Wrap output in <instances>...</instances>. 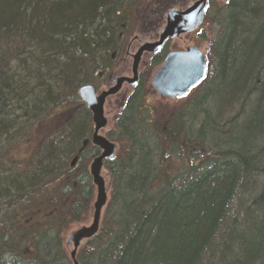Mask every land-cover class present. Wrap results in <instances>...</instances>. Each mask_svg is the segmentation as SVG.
<instances>
[{
    "label": "trees",
    "instance_id": "trees-1",
    "mask_svg": "<svg viewBox=\"0 0 264 264\" xmlns=\"http://www.w3.org/2000/svg\"><path fill=\"white\" fill-rule=\"evenodd\" d=\"M132 2L0 0V264L12 255L11 264H74L66 236L73 226L93 218L96 195L84 156L90 152L78 156L77 169L69 163L77 155L74 146L83 148L93 134L92 115L77 90L84 78L90 84L112 68V56L124 45ZM259 2L227 0L217 13L221 21L228 18L230 28L220 53L212 54L208 86L224 84L230 74L237 82L230 98L218 99L217 115H204V130L197 138L204 145L177 139L171 127L153 126L167 147L160 156L164 166L149 178L150 165L134 156L146 144L138 145L122 132L127 154H118L107 167L113 172V198L99 233L80 247L78 264H227L228 258L229 264L264 262V208L231 230L226 221L236 195L254 202L256 189L243 182L263 170L264 23L258 27L257 21L264 17V7L257 8ZM103 59L106 63L97 68ZM255 94L261 96L256 103L259 116L250 124V117L240 123ZM240 102L244 108L239 116L226 123L225 116ZM128 112L122 111L117 129L124 127ZM59 117L65 124L53 126ZM182 123L180 119L177 125ZM35 137L38 146L29 166L10 161L13 152ZM195 145L203 158H191ZM177 147L186 149L196 165L188 164L174 186L178 178L166 175ZM205 147L212 148L210 154L203 153ZM9 206L11 212L6 211Z\"/></svg>",
    "mask_w": 264,
    "mask_h": 264
},
{
    "label": "rangeland",
    "instance_id": "rangeland-1",
    "mask_svg": "<svg viewBox=\"0 0 264 264\" xmlns=\"http://www.w3.org/2000/svg\"><path fill=\"white\" fill-rule=\"evenodd\" d=\"M198 0H136L135 2H132L130 0V3L132 4L130 8V22L127 25V28L124 33V38H123V47L128 44L129 46L125 49H127V53L130 55L136 54L137 50L140 48V43L137 41L134 42L135 37H139L140 42H145V43H153L158 40L159 38V33L161 29L166 25L165 23L163 24H158V19L152 21V26L148 27L147 24L151 22V20H143V17L149 16V13H145L146 9L152 10V9H157L160 6V3H167V2H174V5H177V10L181 11L183 9H186L188 6L192 5L193 3L197 2ZM227 3V0H213L210 4V9H209V15L202 27V29L197 30L195 33L189 34L187 36H183L179 41L174 42L176 47H181L182 49L185 48L188 45L191 46H197L199 47L202 51L206 50V48L212 43V41H216L218 37V29L216 26L212 25V18L216 16L218 12L221 11L223 5ZM155 24V25H153ZM258 27H260V24H258ZM138 31H141L138 33ZM171 46V45H170ZM169 49V48H168ZM119 55L118 54V59L116 62L113 64L112 68L109 70L102 72L103 75L99 78V80H96L93 85H95L97 88L102 89L105 88L107 80L109 76L115 72H119L122 77H132V59H125L123 64L121 66H118L119 63ZM151 59L145 57L142 62L141 66V74L143 77V85H141L138 90V94H141L142 96L141 102L143 104H140V107L142 108H148L149 113L152 116V122L148 125L144 126L143 133L137 134L134 138L136 139V143L140 145V142H143L147 145L150 146L151 149L154 151H157V155L162 156L163 150L165 147L162 145V140L158 137L157 132L155 129H153V126H157L159 129H164L168 128L170 126V122L172 119V114L177 115L179 111L187 106H191L194 101H196L202 94L204 97L206 94L211 95L213 94L214 102L212 103V106L215 107L216 109L219 108V104L222 102H219L218 99H225V98H230L233 85L236 84L237 81L233 80L234 74L229 75L228 79L224 81V84L222 81H215L212 83V85L208 86L209 81H210V76L212 74V69H210V72L208 74V77L205 79V82L199 86L197 89L193 90L191 94L182 100H177V101H160V99L157 97L156 94L153 93V90L150 87V79L153 75V73L156 71V69L159 67L157 65H152L151 64ZM116 64V65H115ZM117 67V70H116ZM235 83V84H234ZM224 85V87H223ZM207 88V89H206ZM134 94V90L128 86H125L123 91L120 93V95L116 98H112L109 101H107V104L105 105V116L110 122L109 128L103 132L104 136H107L108 133H112V142L118 144L120 147L119 150V155L125 154L128 150V145L125 143L120 135L116 134L118 132L117 129V124H118V116L122 112V106L123 104L125 105V102H127L130 97ZM239 101V100H238ZM243 102H240L239 105L237 104L234 108V111H232L229 115H226L224 118V121L228 123L229 120H234L236 117H238L239 112L244 108L243 107ZM215 109V110H216ZM139 113V112H138ZM142 113V112H141ZM199 110L197 108H191L189 110V117H190V126L194 127V129H198L201 127L204 121V117L200 116L197 119L193 120V117L196 118L198 116ZM174 119V118H173ZM244 120L243 116H241L238 121L242 123ZM65 124L63 118L59 117L53 122V126H62ZM93 126V125H92ZM125 127V126H124ZM148 128V131H147ZM93 132V130H92ZM181 140V138H180ZM122 141V142H121ZM126 144V145H123ZM2 144H0L1 146ZM135 145V144H134ZM194 145V144H193ZM38 146V141L37 138L35 137L32 139L28 145L23 146V147H18V151H15L12 153L11 160L13 162H16L20 166H24L25 164H29L31 161V156L33 155V150L36 149ZM181 146V144H180ZM198 148L197 145H195V148L193 147L192 153L195 155L192 156L191 158L196 160L198 158H203L204 154H201V149L197 151L196 149ZM207 148V147H205ZM195 149V150H194ZM209 149H212L211 147L207 148V150H204L203 153H209ZM186 150V149H185ZM185 150L177 147L176 148V153L174 154V158L172 160V163L169 164V168L171 170V173H168L166 176L168 177L167 179H172V178H178L177 182H175L176 185L179 184V182L182 180L184 176H182L183 173H185L186 169L188 168V164L192 163V159H188V152ZM188 151V150H187ZM197 151V152H196ZM127 154V153H126ZM210 154V153H209ZM184 155L183 159H180L179 157ZM207 155V154H206ZM70 161V160H69ZM21 162V163H20ZM29 166V165H28ZM78 166H80L78 164ZM27 168V166H26ZM78 168V167H77ZM103 177L108 181V172L105 170L103 173ZM161 180H164V177L160 176ZM258 182V187L260 184V189L264 191V167H263V172L261 178L257 179ZM240 199V197H239ZM241 199L244 200H249L247 197H245L244 194L241 195ZM238 201V200H237ZM232 218V217H231ZM92 223V217L89 218V220L86 221V223L82 226H89ZM243 220H239V224H242ZM82 226L75 227L73 226L69 232L76 230L78 228H81ZM251 230H253L251 228ZM68 232V233H69ZM69 235V234H68ZM249 235V233H247ZM67 238V236H66ZM218 241V240H217ZM70 252V249H68ZM264 257L261 259L263 260ZM205 260L203 264H217L218 262H213Z\"/></svg>",
    "mask_w": 264,
    "mask_h": 264
},
{
    "label": "bare ground",
    "instance_id": "bare-ground-1",
    "mask_svg": "<svg viewBox=\"0 0 264 264\" xmlns=\"http://www.w3.org/2000/svg\"><path fill=\"white\" fill-rule=\"evenodd\" d=\"M213 0H210L209 1V4H208V9L207 11L205 12V17H204V21H203V24L197 29V30H200L202 29L208 15H209V9H210V4ZM238 2H240L241 0H237ZM194 4V3H193ZM191 6V5H190ZM177 7L176 6L175 8H171L170 10H176L178 12H183L185 11L186 9H183L181 11L177 10ZM263 8L264 7V0H261V2H259V4L257 5V8ZM223 10V9H222ZM237 11H235V9H233L232 13H235ZM231 13V14H232ZM213 19L215 20L214 22H212V25L216 26L217 29H218V37L216 39V41H212V43L206 48V50L202 51L200 49V51L203 53V55L207 58L208 60V71H207V77H208V74L210 72V68H209V64H210V61H211V58L213 57V52L216 51V53H220V48L222 46H224V43H225V40H226V37H227V33L229 31V28H230V23L228 21V18L221 21L218 17V15L216 14V16H214L212 18V21ZM264 23V17L262 16H259L258 18V21H257V25L260 24V26ZM162 31V30H161ZM160 31V33H161ZM160 33H159V39H160ZM192 34V33H190ZM189 34H185V35H181L180 37L176 38V39H179V38H182L183 36H187ZM222 36V37H221ZM221 37V38H220ZM176 39H169V40H176ZM167 40V41H169ZM159 41V40H158ZM156 41V42H158ZM166 41V42H167ZM156 42H153V43H147V44H154ZM142 43H145V42H142ZM142 43L140 45H142ZM215 43V47H214V50L212 49L213 48V45ZM218 43V44H217ZM165 46V44H164ZM164 46L162 47V49L164 48ZM188 47H192L191 45H188L186 47V49ZM141 48V46H140ZM139 48V49H140ZM217 48V49H216ZM10 49L12 50L13 48L10 47ZM138 49V51H139ZM127 49H125V46L120 49V55H119V63H118V66H121L123 64V62L125 61V59L129 60V59H132V61L134 62L133 58L134 56L138 53V51L136 52V54H133V55H130L129 53H127L126 51ZM112 53H108L106 56H110ZM118 54H114L112 56V66L113 64L116 62V60L118 59ZM147 54V53H146ZM22 55H25V54H22ZM144 56V55H143ZM143 56H142V59H141V63H140V66H139V73H138V83L136 86H131L129 85L128 83H125L123 84L122 88L119 90V92L115 95H110L107 99H106V102H105V105L107 104V101H109L110 99L112 98H116L120 95V93L123 91L124 87L128 85V87L132 88L134 90V94L132 95V97H130V99L125 102V105L123 104L122 106V111H124L125 109H128L130 112H128V114L123 117L122 119V123L124 124L125 127H121V129H118V132H116V134L122 136V132L125 131V135L126 137L128 136L129 139H132L134 138L137 134H142L144 131V126L145 125H148L150 124L152 121V116L150 115L149 113V109L146 107V108H141L140 107V104L143 102H141V99H142V96H140L141 94H136L135 92L138 91L140 88L141 85H143V77H142V74H141V66H142V60H143ZM107 59H103V60H100L99 63L96 64V67L97 68H101L103 67V65L106 63ZM118 62V61H117ZM116 62V64H117ZM164 63V61H163ZM163 63H154L152 65H157L159 66L156 71L153 73L151 79H150V87L151 89L153 90V93L157 95V97L160 99V101H177V100H182V99H185L187 98L191 92L195 89H197L199 86H201L205 80H203L198 86H196L195 88H193L186 96L184 97H181V98H176V99H170L168 97H161L157 91L153 88L152 86V79L155 75V73L163 66ZM115 64V65H116ZM132 71H133V63H132ZM101 75H103V73H100L99 77H101ZM104 76V75H103ZM206 77V78H207ZM133 78V72H132V77H128V79H132ZM96 80H99V78H94L93 82L90 83V84H85L86 83V79L84 78L82 81L79 82V88L77 90V95H78V98L80 100V102L82 103V105L84 106V108L90 113V111L86 108L84 102L82 101L81 97H80V94H79V91L82 87L86 86V85H93L95 83ZM140 82V84H139ZM113 85L111 88L109 89H106V88H102V89H99L97 88L95 85H93L96 89V92L98 93H103V92H108L110 91L111 89H113V87H115V83H110L108 82L107 83V87H110L111 85ZM127 84V85H126ZM63 98H66L63 96ZM202 98L200 101L199 99ZM261 99V96L259 94H255V95H250V105H248L249 107L245 110V115H244V120L242 121V123L244 124L246 122V120L250 117V119L248 120V124L251 123L252 120H254V118L258 115L259 111H257V109H260L256 106V103ZM69 101L72 100V98H69L68 99ZM199 101V102H198ZM141 102V103H140ZM195 102V101H194ZM193 102V103H194ZM214 101L211 99L210 95L206 94L204 97L201 96L196 100V102L193 104V106L191 105L190 107L187 106L183 109H181L179 111V113L177 115H174L172 114V119H171V124L169 126V132L172 133V134H178V137L177 139L182 136V138L187 142H200L203 144V140L201 141L198 140L197 138H199L200 135H202V131L204 130V127H203V124L201 125L200 128L198 129H194V127L190 126V117H189V110L191 108H197L199 110V113H198V116L196 118L193 117V120L194 119H197L200 114L201 116L204 117V115H206V112L211 115V116H215L217 115V112L215 110V107L212 106V103ZM71 104V103H70ZM257 107V108H256ZM256 108V109H255ZM139 112V113H138ZM142 112V113H141ZM122 113V112H121ZM83 116L82 114H80L79 117ZM106 117V116H105ZM118 118V121L120 120L121 118V114L117 117ZM174 118V119H173ZM107 119V118H106ZM180 119H182L183 123L182 124H178L177 123L180 121ZM108 120V119H107ZM92 125H93V134H94V124H93V121H92ZM109 125H110V122L108 121V125L107 127L103 128L102 130H100L99 132V135H101L102 137L106 138L107 140L111 141L112 142V136L113 135L112 133H108L107 136H104L103 135V132H105L108 128H109ZM182 126L183 129L181 130V128L179 127ZM123 126V125H122ZM147 131H148V128H147ZM186 133H188V135H185ZM207 133V131H206ZM93 134H92V137H89L88 140L85 142L84 144V147L79 149L78 146H74V152L76 151V154L75 157L72 156V159L69 161L70 163V166H71V169H77L78 167V164H79V157L78 156H81V154L83 152H90V153H87V154H84L85 158L88 157V161H89V165H88V170H89V174H90V168L92 166V164L94 163V161L96 159H98L101 154H102V151L100 148L94 146L92 144V138H93ZM184 136V137H183ZM160 138V136H158ZM161 139V138H160ZM162 140V139H161ZM164 141V139H163ZM206 142H208L207 146H210L212 143H211V140L209 139H206ZM91 145V148L88 147V145ZM210 144V145H209ZM204 145V144H203ZM119 150H120V147L118 146V149L116 151V155H115V159L117 158V155L119 154ZM154 153V150L150 148L149 145L146 144V146L144 147V150L143 151H139V152H136L134 154L135 157H138V156H142L143 160H145L148 164L147 165H150V168H151V172H149V175L148 177H152L154 176L155 174L157 175V173L160 172L159 168L161 169L163 166H164V162L162 160H160L159 158V155H152ZM114 159V160H115ZM113 160V161H114ZM113 161H110V160H105L103 162V168H102V177H103V173L104 171L106 170L108 172V181H106V179L103 177L104 179V182H105V185L106 187L110 190L109 191V197H108V201H107V204L106 206L103 208V211H102V219H103V216L109 206V204L111 203L112 201V198H113V193H114V187H113V183H112V179H113V172L111 170H109L107 167L109 165V163L113 162ZM196 163L193 161L191 163V167L192 166H195ZM264 166V152H263V155L262 157L260 158V165L259 167L262 169ZM121 167H117L116 168V171L118 172H121V174L123 173ZM136 173V170L134 171ZM133 172V173H134ZM262 172L263 170L260 171L259 175L258 176H253V174H249V177L247 178V183L246 182H243V185L244 187L246 186H252L254 187L256 190V193L255 195L253 196V199H254V202L252 201V199H249L248 201L247 200H244V199H241V193H239L238 195H236V198L234 199L233 203L231 204V207L227 213V217H226V221H227V227L228 229L237 226L239 225V220H243V223H247L251 217H252V213L258 209L259 207L261 208H264V191H262L260 189V184H259V187H258V182H257V179L258 178H261L262 176ZM126 177V175H123L122 176V179ZM251 177V178H250ZM90 178H91V181H92V184L94 186V183H93V178L90 174ZM127 178V177H126ZM252 181L251 183H253L251 185V183L249 182ZM174 186H178L176 184H173ZM95 187V186H94ZM96 189V187H95ZM148 196H155V195H150V194H147ZM240 197V199H239ZM238 200V201H237ZM96 201H97V190H96V195H95V200H94V203H93V207H92V210H93V215L95 213V204H96ZM10 208H6V211L8 212H11L12 211V207L9 206ZM120 210V208H119ZM255 213V212H254ZM232 217V218H231ZM93 219V218H92ZM102 223V221H101ZM83 227V226H82ZM79 229V228H78ZM77 230V229H76ZM231 230V229H230ZM75 231V230H73ZM73 231L69 232L68 234L70 235V233H72ZM100 231V230H99ZM67 234V238H66V242H67V239L69 237V235ZM96 237V236H95ZM89 241V240H88ZM86 242V241H85ZM84 242V243H85ZM83 243V244H84ZM67 247V246H66ZM68 249V248H67ZM80 249V248H79ZM6 251H9L8 249ZM79 251V250H78ZM70 254H71V249H70ZM78 254V253H77ZM71 257V255H70ZM10 259V258H9ZM14 260L13 258V255H12V258L10 260L7 261L6 264H11V260ZM12 260V261H13ZM72 260V259H71ZM228 260L231 261V258H228ZM230 261H228L227 264L230 263ZM73 262V261H72ZM261 264H264L261 263Z\"/></svg>",
    "mask_w": 264,
    "mask_h": 264
},
{
    "label": "water",
    "instance_id": "water-1",
    "mask_svg": "<svg viewBox=\"0 0 264 264\" xmlns=\"http://www.w3.org/2000/svg\"><path fill=\"white\" fill-rule=\"evenodd\" d=\"M210 0H198L185 11L170 10L165 16L166 25L160 33V39L154 44L142 43L133 60V78H112L110 83L115 87L108 92L98 93L93 85H86L79 91L80 97L92 115L94 134L92 144L101 149V156L94 161L90 168L94 186L97 190V201L92 223L70 233L66 246L71 249V259L77 262V253L85 241L93 239L100 230L102 211L106 206L109 189L102 177L103 162L115 159L118 145L99 135L100 130L107 127L105 117V102L110 95H115L128 83L136 86L138 83L139 66L142 56L146 53L157 54L169 39H176L181 35L195 32L204 21L205 12ZM129 44V43H128ZM126 44L128 47L129 45ZM125 46V48H126ZM208 60L196 46L188 47L184 51L171 52L167 55L163 66L155 73L152 86L161 97L176 99L186 96L193 88L198 86L207 77Z\"/></svg>",
    "mask_w": 264,
    "mask_h": 264
},
{
    "label": "flooded vegetation",
    "instance_id": "flooded-vegetation-1",
    "mask_svg": "<svg viewBox=\"0 0 264 264\" xmlns=\"http://www.w3.org/2000/svg\"><path fill=\"white\" fill-rule=\"evenodd\" d=\"M158 3H160V6L157 9H152V10L146 9V11H145V13H149L150 14L149 16H146V17L144 16L143 17V20H146V21L151 20V22L147 24L148 27L152 26V21L153 20H156V19H158V22H159L158 24H160V25L163 24V23H165V16H166L167 12L171 8H175L177 6V5H174V2H167V3L158 2ZM153 25H155V24H153ZM139 32H141V31H138V33ZM134 39H135L134 42L137 41L140 44L142 43V42H140L139 37H135ZM180 39L181 38L176 39V40H169V41H167L165 43L164 48L159 53H157V54H148V53L147 54H144L143 59L145 57L150 58L151 61H152L151 64L157 63L158 60L160 61V63H163V61H165L167 55L170 54L171 52H178V51H184L185 50V48L182 49L181 47H176L175 44H173L174 42H177ZM158 40H159V38H158ZM142 62H143V60H142ZM116 70H117V67H116ZM112 78H127V77H122L119 72H117L116 74H115V72H113L109 76V78L107 80V83ZM107 83H106V86H105L106 89H109V88H111L113 86V85L110 84L111 86L110 87H107ZM139 84H140V82H139Z\"/></svg>",
    "mask_w": 264,
    "mask_h": 264
}]
</instances>
